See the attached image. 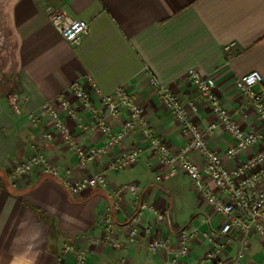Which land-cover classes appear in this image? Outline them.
Masks as SVG:
<instances>
[{"label": "crops", "instance_id": "obj_1", "mask_svg": "<svg viewBox=\"0 0 264 264\" xmlns=\"http://www.w3.org/2000/svg\"><path fill=\"white\" fill-rule=\"evenodd\" d=\"M50 12L87 22V34L75 44L65 42L52 28ZM190 69L209 80L243 130L264 133V124L234 86L237 78L256 71L264 93V0H0V264H73L74 256L64 254V246L81 247L90 239L98 244L88 252L86 264H168L169 257L151 254L146 242L161 238L176 246L177 232L194 228L198 233L190 254L179 264H225L234 257L237 237L224 255L204 259L210 245L203 233L219 230L223 219L213 216L211 224L204 225L211 208L184 174H168L137 132L127 134L95 163L79 168L49 117L40 113L47 102L58 109L56 97L66 94L86 128H78L61 113L71 135L84 148L100 146L104 137L89 130L91 120L69 88L75 82L90 94L92 82L104 93L122 88L139 102L151 131L176 153L186 137L149 86L145 72L187 105L199 101L187 77ZM94 102L100 106L95 97ZM125 119L123 114L110 123L118 129ZM195 121L201 129L213 122L206 104L199 103ZM206 142L227 168L242 160L225 158L233 141L224 131L216 130ZM134 149L143 153L133 167L108 170L112 157ZM33 153L44 154L52 166L74 179L104 172L108 185L71 195L38 168L11 181V167ZM191 158L202 164L198 153ZM123 185L134 186L137 196L123 193L115 209L112 195ZM144 203L156 206L163 220L143 211ZM104 216L115 228L110 236ZM135 220V244L126 247L127 231ZM108 237L121 247H112ZM246 252L242 264H264V245L258 239L250 238Z\"/></svg>", "mask_w": 264, "mask_h": 264}, {"label": "built area", "instance_id": "obj_2", "mask_svg": "<svg viewBox=\"0 0 264 264\" xmlns=\"http://www.w3.org/2000/svg\"><path fill=\"white\" fill-rule=\"evenodd\" d=\"M48 19L55 32L70 44L77 43L88 32L87 22L68 20L59 12H50ZM145 74L148 76L149 86L155 91L160 103L169 111L186 137L185 144L176 153H172L167 144L151 131L139 102L122 88H118L112 93H104L93 82V94L86 92L80 82L73 83L69 88L71 95L91 120L89 130L100 133L104 137V144L100 146L84 148L71 135L61 113H65L75 121L78 128H86L82 124V118L71 108L66 94L56 97L55 102L58 109L53 103L47 102L41 106L40 113L49 117L62 143L75 156L79 168L95 163L100 157L119 146L127 134L137 132L145 142L147 150L167 168L168 174L170 176L184 174L189 179L193 191L211 208L212 215L204 220V225L209 226L213 216L223 219L219 230L210 229L203 233L205 240L210 245L204 259L211 260L221 257L237 237L239 240L238 249L234 257L227 260L225 264H242L246 257L251 235H254L264 245V133L243 130L233 114L222 105L209 80L195 69H190L187 77L195 87L199 101L189 102L187 105L178 100L169 86L161 84L149 72H145ZM261 81L260 74L252 71L237 78L234 86L264 124V93L260 90ZM94 97L99 100V107L95 104ZM199 103H204L209 107L213 118V122L208 124L205 129H201L195 121ZM123 114L126 115V119L118 129L113 128L110 122L119 120ZM216 130L224 131L233 141L232 146L227 148L224 153L225 158L230 161L242 158L238 165L232 169L227 168L221 156L213 152L207 145V138L213 136ZM42 135L47 141L52 140L50 134L43 133ZM250 150L254 151L243 157ZM142 153L141 149L123 151L109 160L107 168L113 172L127 170L138 162ZM192 153H198L202 164L191 158ZM34 168H38L43 175L54 179L71 195H77L91 188L105 189L108 185L104 172L74 179L69 174L52 166L42 153H33L24 163L13 165L8 172V178L11 181L24 178ZM210 183L215 189L210 186ZM125 192L137 196V189L132 185H123L117 188L112 195L115 209H118L120 196ZM141 208L154 215L157 221L163 220V213L156 206L144 203ZM105 217L104 227L110 236L114 233L115 228L110 218ZM138 232L139 227L135 220L128 228L124 246L134 245ZM145 233L149 235L150 230L147 229ZM197 233L196 228L179 230L176 246L165 239H150L146 242V249L151 254L165 253L169 257L168 264H179L181 260L189 256L192 242ZM219 237L222 240H219ZM108 241L114 248L121 247L110 237H108ZM97 244V239H90L81 247L66 244L63 252L74 256L73 264H86L88 252Z\"/></svg>", "mask_w": 264, "mask_h": 264}, {"label": "rangeland", "instance_id": "obj_3", "mask_svg": "<svg viewBox=\"0 0 264 264\" xmlns=\"http://www.w3.org/2000/svg\"><path fill=\"white\" fill-rule=\"evenodd\" d=\"M237 165H238V163H237ZM237 165H235V166H237ZM251 237H254V238H256L254 235H251ZM65 247V246H64ZM231 247V246H230ZM229 247V248H230ZM248 249V248H247ZM247 251V250H246ZM64 253V252H63ZM247 253V252H246ZM64 254H68V253H64ZM246 258V257H245ZM245 260V259H244Z\"/></svg>", "mask_w": 264, "mask_h": 264}]
</instances>
